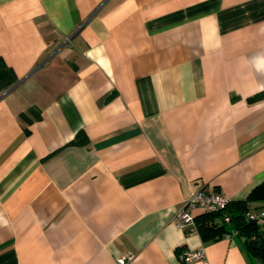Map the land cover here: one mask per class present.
<instances>
[{"label": "crops", "instance_id": "obj_1", "mask_svg": "<svg viewBox=\"0 0 264 264\" xmlns=\"http://www.w3.org/2000/svg\"><path fill=\"white\" fill-rule=\"evenodd\" d=\"M0 58V264H256L175 218L264 182V0H0Z\"/></svg>", "mask_w": 264, "mask_h": 264}, {"label": "trees", "instance_id": "obj_2", "mask_svg": "<svg viewBox=\"0 0 264 264\" xmlns=\"http://www.w3.org/2000/svg\"><path fill=\"white\" fill-rule=\"evenodd\" d=\"M17 78L11 68L0 58V90L8 91L17 83ZM248 103L254 104L264 101V91L249 98ZM26 115H22L25 118ZM87 138L83 132L78 133L71 145L83 146ZM249 203H262L255 210L264 211V182L258 185L248 197L247 201L234 202L223 212L216 214H203L196 218L199 235L204 242H216L225 239L226 235L234 231L244 238V246L249 257L256 264H264V229L255 222H247L245 213L250 210ZM231 217L230 223H225V215Z\"/></svg>", "mask_w": 264, "mask_h": 264}, {"label": "built area", "instance_id": "obj_3", "mask_svg": "<svg viewBox=\"0 0 264 264\" xmlns=\"http://www.w3.org/2000/svg\"><path fill=\"white\" fill-rule=\"evenodd\" d=\"M232 199L226 196L223 192L197 190L191 194L188 200L181 206L176 214L177 228L186 231L189 234H199V228L196 218L203 214H216L224 212L232 203ZM247 222H255L264 229V211L263 210H248L245 213ZM225 223L231 222V217L227 214L224 216ZM234 233V232H233ZM238 234V232L235 231ZM233 234L226 235L225 239H229ZM132 255L128 256V260H132ZM181 261H205L206 253L204 249L198 251L184 250L180 254ZM121 264H125L126 260L121 259Z\"/></svg>", "mask_w": 264, "mask_h": 264}, {"label": "water", "instance_id": "obj_4", "mask_svg": "<svg viewBox=\"0 0 264 264\" xmlns=\"http://www.w3.org/2000/svg\"><path fill=\"white\" fill-rule=\"evenodd\" d=\"M11 91V90H10Z\"/></svg>", "mask_w": 264, "mask_h": 264}]
</instances>
